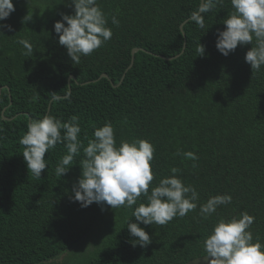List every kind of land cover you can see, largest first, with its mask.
Returning <instances> with one entry per match:
<instances>
[{
    "label": "trees",
    "instance_id": "obj_1",
    "mask_svg": "<svg viewBox=\"0 0 264 264\" xmlns=\"http://www.w3.org/2000/svg\"><path fill=\"white\" fill-rule=\"evenodd\" d=\"M98 3L113 35L79 63L54 31L62 14H74L70 0H13L15 11L0 21L12 26L0 30V264H184L207 255L204 241L220 218L243 212L255 217L254 241L264 243V67L252 72L245 62L250 44L227 57L217 50L230 0L205 14L203 29L189 21L200 0ZM21 39L32 53L25 54ZM47 114L62 122L79 117L84 146L108 121L117 146L149 140L156 149L149 192L177 168L199 193L196 209L165 225L141 223L152 242L134 247L127 224L136 222L132 213L146 198L131 208L81 207L72 188L81 176L82 148L62 177L55 174L67 154L62 143L46 153L40 179L28 171L20 139L30 121ZM225 193L231 204L205 219L200 205Z\"/></svg>",
    "mask_w": 264,
    "mask_h": 264
},
{
    "label": "clouds",
    "instance_id": "obj_2",
    "mask_svg": "<svg viewBox=\"0 0 264 264\" xmlns=\"http://www.w3.org/2000/svg\"><path fill=\"white\" fill-rule=\"evenodd\" d=\"M232 11L223 20L224 30H218L217 50L227 57L238 45H251L244 60L252 72L264 67V0H230ZM223 0H200L197 10L191 12L189 21L199 28L205 27V14L222 4ZM74 14H62V19L54 23L58 43L64 46L70 59L79 63L82 56L91 55L112 38L108 20L98 0H70ZM15 11L13 0H0V21L7 19ZM32 16L26 15L24 21ZM66 22V24H65ZM112 23L119 24L113 16ZM12 30L11 25L0 23V30ZM0 33L3 34L2 31ZM27 52L32 53L29 41H18ZM198 56L205 54V46L199 43ZM79 117L73 115L62 122L51 114L32 120L20 143L24 146L23 157L27 169L37 179L48 168L46 153L58 143L65 145L67 154L58 162L55 174L62 177L69 171L74 157L83 149L84 159L80 161L81 176L73 185V199L81 207L93 202L112 209L131 208L142 195L146 203H139L132 215L136 222H128L129 234L135 247H147L151 238L140 224L165 225L176 217H184L197 207L199 193L191 185H185L177 175L179 169L172 168V175L159 180L157 186L150 185L154 180L152 161L155 146L147 139L133 138L122 140L117 146L115 132L110 121L93 131V138L87 146L80 140ZM186 158L196 160L194 152L183 153ZM232 202L230 194H217L200 205V214L207 219L221 205ZM255 217L247 212L230 218H220L211 234L205 239L204 247L209 264H264V243L254 241L250 231Z\"/></svg>",
    "mask_w": 264,
    "mask_h": 264
},
{
    "label": "water",
    "instance_id": "obj_3",
    "mask_svg": "<svg viewBox=\"0 0 264 264\" xmlns=\"http://www.w3.org/2000/svg\"><path fill=\"white\" fill-rule=\"evenodd\" d=\"M183 25H184V22L181 24V29H183ZM185 46H186V42L184 43L183 51L185 49ZM139 49L140 48H138V47L133 48V50H132V61H131L130 66L128 67V69L130 67H132V65L134 64L135 53L137 51H139ZM162 57L165 58L164 56H162ZM171 58H173V57H171ZM171 58H169V59H171ZM124 76H125V73H124L122 79L124 78ZM100 77H108V74L103 73ZM70 78H74V76L72 75ZM122 79H121V81H122ZM1 90H2V88H0V93H1ZM4 110H5V108L3 109L2 113L4 112ZM209 259H211V258L207 257V255H203V256H199L197 258L191 259V260L185 262L184 264H209Z\"/></svg>",
    "mask_w": 264,
    "mask_h": 264
}]
</instances>
